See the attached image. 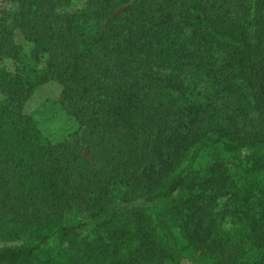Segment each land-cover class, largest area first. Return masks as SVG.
Instances as JSON below:
<instances>
[{
    "label": "trees",
    "instance_id": "trees-1",
    "mask_svg": "<svg viewBox=\"0 0 264 264\" xmlns=\"http://www.w3.org/2000/svg\"><path fill=\"white\" fill-rule=\"evenodd\" d=\"M7 1L0 264H264V0ZM50 82L58 142L26 110Z\"/></svg>",
    "mask_w": 264,
    "mask_h": 264
},
{
    "label": "rangeland",
    "instance_id": "rangeland-1",
    "mask_svg": "<svg viewBox=\"0 0 264 264\" xmlns=\"http://www.w3.org/2000/svg\"><path fill=\"white\" fill-rule=\"evenodd\" d=\"M6 6H8V1L0 0V9H3ZM182 79L184 80V87H186L187 92H190V99H200L202 95H205L207 90H211L210 87L212 86V81L207 78L205 73H200L199 77L192 75L182 76ZM59 92V85L55 82H50L36 90L26 107V110L32 113L43 135L53 142L63 140L78 127L77 122L65 113L56 103ZM212 153L213 152L205 151L201 154L198 159L199 171L204 170L208 164L216 161L214 158L215 156H213ZM226 158L227 156L224 154L220 156L219 160L225 161ZM16 198L17 194H10L3 197L2 201L4 204L8 205L17 204L18 200ZM23 206V211L26 212L27 215L31 211H34L35 214V210L33 208L26 205ZM226 209L227 207H225L222 203L219 204L218 210L225 211ZM62 213L61 218L68 223L73 222L80 215L78 210H67ZM24 218L29 219L28 217ZM224 227V230H227L229 225L225 224ZM187 256L189 264H207L202 256V252H200L197 248H188Z\"/></svg>",
    "mask_w": 264,
    "mask_h": 264
}]
</instances>
